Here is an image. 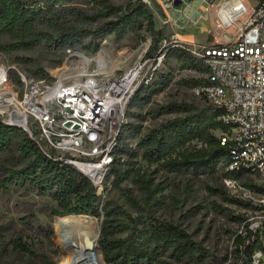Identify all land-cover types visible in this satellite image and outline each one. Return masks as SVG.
Wrapping results in <instances>:
<instances>
[{
  "label": "rangeland",
  "instance_id": "374dc122",
  "mask_svg": "<svg viewBox=\"0 0 264 264\" xmlns=\"http://www.w3.org/2000/svg\"><path fill=\"white\" fill-rule=\"evenodd\" d=\"M186 1L190 3L186 14L194 16L191 24H195L199 12L206 17L196 23L195 32L190 29L185 32L193 40L181 38L187 48L221 43L227 31L219 26L217 12L224 0L217 2L208 12V6L201 0ZM244 1L248 4L251 0ZM185 4L178 6L179 13L176 10L165 12L159 0H149V3L143 0H76L77 10L67 13L57 26L48 23L42 28L52 34L62 26L72 28L80 36L72 41L73 45L66 48L41 46L29 51H10L3 47L0 49V66L10 69V86L20 97L25 89L18 83L21 75L27 81L40 80L58 76L66 66L94 70L99 64L104 73L121 76L139 59L152 53L157 32L164 30L160 50L164 41L170 40L174 33V20L180 27L188 23L183 14ZM143 5L149 8V14L143 13L146 7ZM125 14L128 17L140 14L136 31L122 38H118L116 33L103 38L100 28ZM10 42L8 37L2 39L3 45ZM67 48L80 52L81 58L68 57ZM187 48L171 47L167 51L157 82L142 89L131 101L121 134L130 130L142 135L182 116L185 110L196 112L211 108L198 93L199 87L206 81L204 64ZM218 126L214 134L223 138L228 131L219 122ZM192 147L201 148V144L194 142ZM131 148V153L125 156L129 164L127 179L120 186H114V178L108 177L102 200L104 204H110V217L104 211L100 217H60L48 207V204H55L38 194L15 189L10 196L0 194V264H73V244L84 236L96 241L94 253L99 257L97 264H105L98 241L107 219L112 226V235L125 238L131 232L140 236L142 228L137 225L139 220L150 221V217L180 226L202 249L199 256L184 260L165 254L156 264H234L237 240L240 236L243 239L246 237L247 233L241 231L248 220L257 215L258 197L245 188L228 187L225 183L227 170L223 167L213 174L173 172L161 164L145 161L139 156L136 142ZM9 159L10 156H3L1 161ZM241 182L242 185L259 187L256 177L245 176ZM27 216L29 223L33 217L36 220L30 229V224H23ZM62 218L70 222L72 232H59L57 222ZM41 228L45 233L40 232ZM139 238L143 241V233ZM18 239L28 245L32 254L16 248Z\"/></svg>",
  "mask_w": 264,
  "mask_h": 264
},
{
  "label": "built area",
  "instance_id": "2783aa9c",
  "mask_svg": "<svg viewBox=\"0 0 264 264\" xmlns=\"http://www.w3.org/2000/svg\"><path fill=\"white\" fill-rule=\"evenodd\" d=\"M149 3V0H143ZM178 0H159L165 12L179 11ZM186 3L183 14L188 23ZM220 0H201L206 12ZM180 4V5H181ZM179 5V6H180ZM198 13V11L196 12ZM200 16L195 20L206 18ZM219 26L227 31L219 44L187 48L176 31L152 56H144L121 76L85 67L66 66L58 76L27 81L20 97L11 88L10 69L0 66V120L23 129L47 158L70 165L87 177L103 198L108 176L115 163L121 129L127 109L136 94L158 80L167 51L187 48L204 64L206 81L198 89L219 120L230 128L224 137L234 142L233 161L228 171H243L259 180L260 193L226 178L228 187H242L258 197L257 215L249 219L241 233L264 228V2L224 0L218 7ZM174 27L177 21L174 20ZM233 29H236L232 32ZM68 57L81 53L67 48ZM76 71V72H75ZM262 252L254 256L260 264Z\"/></svg>",
  "mask_w": 264,
  "mask_h": 264
},
{
  "label": "trees",
  "instance_id": "16d2710c",
  "mask_svg": "<svg viewBox=\"0 0 264 264\" xmlns=\"http://www.w3.org/2000/svg\"><path fill=\"white\" fill-rule=\"evenodd\" d=\"M144 8L143 13L149 14V8ZM74 10H77L76 0H0V49L5 47L10 51H29L41 46L66 48L73 45L72 41L80 36L72 28L62 26L55 34L45 32L42 28L48 23L57 26L67 13ZM131 15L128 17L125 14L113 23L104 24L100 28L102 37L116 33L118 38H122L129 32L136 31L140 14ZM5 37L11 40L7 45L2 44ZM163 40L162 29L156 34L152 53L147 55L155 54ZM138 94L139 92L136 96ZM218 122L228 131L224 137L229 135L230 128L224 126L219 120V113L213 108L196 112L185 110L182 116L168 120L142 135L131 133L130 130L123 132L120 134L115 163L109 174L114 178V186H120L127 179L129 164L125 156L131 153L133 142H136L139 156L145 161L161 164L169 171L213 174L221 167L227 170L233 161L231 152L234 142L227 140L223 143L224 137L218 138L214 134L219 127ZM194 142L201 144V148L192 147ZM3 156H10V159L2 162ZM245 176L251 177L243 171L227 170L225 173V179L241 181ZM245 186L253 192L262 191L260 186ZM14 189L47 198L55 204H48V207L56 216L100 217L104 211L110 217V204H104L87 177L70 165L47 158L23 129L6 125L0 120V194L10 196ZM149 219L150 221L139 220L137 224L141 225L139 233L140 236L143 233V241L135 232L125 238H115L107 219L98 241L105 264H156L165 254L178 260L201 254L200 246L180 226L161 222L154 217ZM31 220L29 223L27 216L23 221V224H30L29 229L36 222L35 217ZM39 230L44 232L42 228ZM246 233L244 239L240 236L237 240L234 264H253L257 252L263 253L260 264H264V228L256 232L248 229ZM16 248L32 254V250L20 239Z\"/></svg>",
  "mask_w": 264,
  "mask_h": 264
},
{
  "label": "bare ground",
  "instance_id": "6f19581e",
  "mask_svg": "<svg viewBox=\"0 0 264 264\" xmlns=\"http://www.w3.org/2000/svg\"><path fill=\"white\" fill-rule=\"evenodd\" d=\"M69 223L70 222L66 218H62L58 220L57 227L59 229V232L60 233L61 232L63 233L72 232V230L69 229ZM77 240H78L77 243L73 244L74 246L73 247V258H72L73 264H97L99 261V257L94 253L96 252L95 250L97 248L96 241L90 240V238L85 237V236L82 237L80 240L79 239ZM87 241H91L93 242V244L90 247H87L86 246Z\"/></svg>",
  "mask_w": 264,
  "mask_h": 264
},
{
  "label": "crops",
  "instance_id": "0c3cea01",
  "mask_svg": "<svg viewBox=\"0 0 264 264\" xmlns=\"http://www.w3.org/2000/svg\"><path fill=\"white\" fill-rule=\"evenodd\" d=\"M219 2L221 3V0H220ZM182 27H183V29H182ZM182 27H180V26L178 25L177 27L174 28V31L178 32L183 40H185V39L193 40L194 38L188 37V36L185 34V32H186L187 30H189V29H190V30H193V31H194V30H197V28H196V27H197L196 24L187 23V24L183 25ZM194 32H195V31H194ZM183 35H185L184 38H183Z\"/></svg>",
  "mask_w": 264,
  "mask_h": 264
},
{
  "label": "water",
  "instance_id": "95a60500",
  "mask_svg": "<svg viewBox=\"0 0 264 264\" xmlns=\"http://www.w3.org/2000/svg\"><path fill=\"white\" fill-rule=\"evenodd\" d=\"M180 4H181V1L180 0L176 1V6H179ZM92 244H93V242H91V241H87L86 242V246L87 247H90Z\"/></svg>",
  "mask_w": 264,
  "mask_h": 264
}]
</instances>
